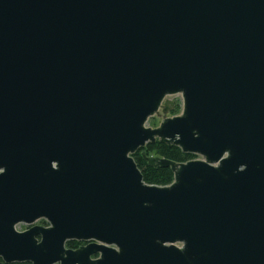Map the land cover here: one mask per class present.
<instances>
[{"label": "water", "instance_id": "1", "mask_svg": "<svg viewBox=\"0 0 264 264\" xmlns=\"http://www.w3.org/2000/svg\"><path fill=\"white\" fill-rule=\"evenodd\" d=\"M0 257L264 264V0H0Z\"/></svg>", "mask_w": 264, "mask_h": 264}, {"label": "trees", "instance_id": "2", "mask_svg": "<svg viewBox=\"0 0 264 264\" xmlns=\"http://www.w3.org/2000/svg\"><path fill=\"white\" fill-rule=\"evenodd\" d=\"M180 109L181 106L179 102H177L176 107L172 110V113L176 115L179 113ZM142 150H145L148 155H156L176 162H187L196 159L195 155L184 153L177 146H170L158 141L156 143H149L144 149H141L133 154V158L143 174L144 181L148 184L160 186L169 185L173 181V172L170 168H155L148 166L141 154ZM67 246L70 247L71 242H68Z\"/></svg>", "mask_w": 264, "mask_h": 264}, {"label": "flooded vegetation", "instance_id": "3", "mask_svg": "<svg viewBox=\"0 0 264 264\" xmlns=\"http://www.w3.org/2000/svg\"><path fill=\"white\" fill-rule=\"evenodd\" d=\"M144 159V158H143ZM34 225H39V226H43V227H49L50 223L44 219V218H41L39 220H37L34 224H27V223H24V222H20L18 224L15 225V228L18 232H24V231H27L28 229H30L32 226ZM19 227H21L22 230L19 229ZM68 242H71V246L68 247L67 244ZM66 243V248L68 249H78L80 247H83V246H87L90 242L88 241H84V240H71V241H68ZM96 258V257H94ZM2 258L0 257V262H2ZM7 264H33L32 262L30 261H23V262H13V263H7ZM56 264H60V263H56Z\"/></svg>", "mask_w": 264, "mask_h": 264}, {"label": "rangeland", "instance_id": "4", "mask_svg": "<svg viewBox=\"0 0 264 264\" xmlns=\"http://www.w3.org/2000/svg\"><path fill=\"white\" fill-rule=\"evenodd\" d=\"M171 99L174 100L175 102H176V100L182 102L181 96H174V97H171ZM181 110H182V107H181V109H180L178 114L181 113ZM178 114H176V115H178ZM173 116H175V114H173L172 111L167 114V117H173ZM162 120H163V115L155 116L154 118H151L149 120V122L147 123V126L157 127L162 122ZM196 159H201V157L200 156H196Z\"/></svg>", "mask_w": 264, "mask_h": 264}, {"label": "built area", "instance_id": "5", "mask_svg": "<svg viewBox=\"0 0 264 264\" xmlns=\"http://www.w3.org/2000/svg\"><path fill=\"white\" fill-rule=\"evenodd\" d=\"M177 102H179L180 106L182 105V102L176 100V103H177ZM19 229L22 230L21 227H19Z\"/></svg>", "mask_w": 264, "mask_h": 264}]
</instances>
